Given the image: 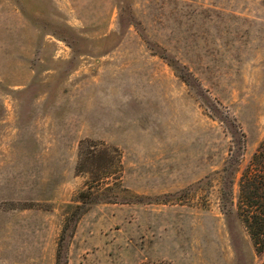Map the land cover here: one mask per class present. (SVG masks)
<instances>
[{
    "label": "rangeland",
    "instance_id": "1",
    "mask_svg": "<svg viewBox=\"0 0 264 264\" xmlns=\"http://www.w3.org/2000/svg\"><path fill=\"white\" fill-rule=\"evenodd\" d=\"M263 139L264 0H0V264H262L236 202ZM86 140L127 192L61 240Z\"/></svg>",
    "mask_w": 264,
    "mask_h": 264
},
{
    "label": "trees",
    "instance_id": "2",
    "mask_svg": "<svg viewBox=\"0 0 264 264\" xmlns=\"http://www.w3.org/2000/svg\"><path fill=\"white\" fill-rule=\"evenodd\" d=\"M88 144H91V151L90 149L88 151ZM98 146L102 147L101 151L97 150ZM78 156L76 172L88 175L87 188L76 198L75 201L78 204L73 208L75 209L74 212H71L66 218V224L61 233V240L66 235L69 222L74 219L72 233L76 222L86 212V209L84 210L85 205L92 203L95 188L102 187L105 192H109L112 190L111 183H114L124 192H127L122 185L123 169L121 156L116 148H109L102 143L93 141H81ZM239 162L240 158L233 160L232 163L228 160L225 171L231 170V174H234L236 170L232 167L236 164L238 166ZM96 184L98 185L95 186ZM238 186L236 215L246 229L255 252L262 254L264 252V139L242 170ZM59 245L58 259L60 257L61 242Z\"/></svg>",
    "mask_w": 264,
    "mask_h": 264
}]
</instances>
